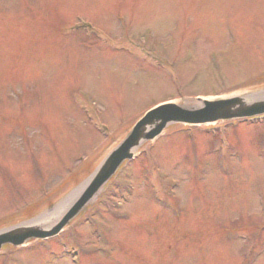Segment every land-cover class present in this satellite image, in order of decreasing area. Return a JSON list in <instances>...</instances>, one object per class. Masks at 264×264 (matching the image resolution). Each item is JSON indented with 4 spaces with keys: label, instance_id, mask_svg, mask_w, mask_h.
Instances as JSON below:
<instances>
[{
    "label": "rangeland",
    "instance_id": "1",
    "mask_svg": "<svg viewBox=\"0 0 264 264\" xmlns=\"http://www.w3.org/2000/svg\"><path fill=\"white\" fill-rule=\"evenodd\" d=\"M258 77L264 0H0V231L56 211L151 108ZM187 128L0 264H264V117Z\"/></svg>",
    "mask_w": 264,
    "mask_h": 264
},
{
    "label": "water",
    "instance_id": "2",
    "mask_svg": "<svg viewBox=\"0 0 264 264\" xmlns=\"http://www.w3.org/2000/svg\"><path fill=\"white\" fill-rule=\"evenodd\" d=\"M244 96L247 95L200 100L199 105L190 109L170 102L151 108L134 123L127 135L105 156L89 178L71 193L81 188L56 223L48 226L50 222L48 219L44 223L25 224L0 231V251L4 247L20 248L29 242L45 241L58 236L119 170L127 162L133 160L142 144L153 142L169 126L200 127L264 115V99L251 100ZM69 197L70 195L65 201ZM39 225L42 226L39 227Z\"/></svg>",
    "mask_w": 264,
    "mask_h": 264
},
{
    "label": "bare ground",
    "instance_id": "3",
    "mask_svg": "<svg viewBox=\"0 0 264 264\" xmlns=\"http://www.w3.org/2000/svg\"><path fill=\"white\" fill-rule=\"evenodd\" d=\"M247 99H251V100H260V99H264V91L262 92H258L255 94H247V96H244ZM81 190V188H79L75 193L70 194V197L67 199V201H65L64 203H62L56 211H54L52 214L47 215V217L45 218V216L38 218L36 220H34L33 222H30L29 225H35L38 223H44L46 222L45 220H50V222H48V226L53 225L54 223H56V221H58L62 215L64 214V212L67 210L68 205L71 204V202L73 201V199L76 197V195L79 193V191ZM45 218V219H44Z\"/></svg>",
    "mask_w": 264,
    "mask_h": 264
},
{
    "label": "trees",
    "instance_id": "4",
    "mask_svg": "<svg viewBox=\"0 0 264 264\" xmlns=\"http://www.w3.org/2000/svg\"><path fill=\"white\" fill-rule=\"evenodd\" d=\"M256 81H258V83H260V82H264V80H263L262 78H259V77L256 79ZM185 128H187V127H185ZM190 128H191V127H188L187 129H190ZM185 131H187V130H185ZM73 175H74V174H73ZM73 175H70L67 179H65L64 184L61 185L62 188L65 187L67 184H69V183H71V182L76 184V181H74L75 176L72 177ZM76 176H77V175H76ZM110 182H112V180H111ZM110 182H109V183H110ZM109 183H108V184H109ZM75 184H74V185H75ZM72 186H73V185H72ZM62 188H60V190H61ZM32 206H33V205H32ZM32 206H31V207L27 206V207H26L27 209L24 210V214L26 215V217H28V216L30 217L31 215H33V211L35 210L34 208H35L37 205H36V206H33V207H32ZM32 209H33V210H32ZM30 210H31V211H30ZM34 212H35V211H34Z\"/></svg>",
    "mask_w": 264,
    "mask_h": 264
}]
</instances>
